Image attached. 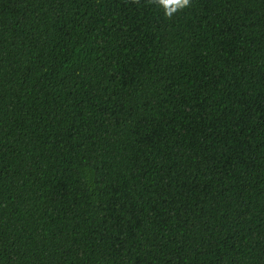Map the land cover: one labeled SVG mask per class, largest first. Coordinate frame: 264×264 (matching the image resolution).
Instances as JSON below:
<instances>
[{
	"label": "trees",
	"instance_id": "1",
	"mask_svg": "<svg viewBox=\"0 0 264 264\" xmlns=\"http://www.w3.org/2000/svg\"><path fill=\"white\" fill-rule=\"evenodd\" d=\"M0 264H264V0H0Z\"/></svg>",
	"mask_w": 264,
	"mask_h": 264
},
{
	"label": "clouds",
	"instance_id": "2",
	"mask_svg": "<svg viewBox=\"0 0 264 264\" xmlns=\"http://www.w3.org/2000/svg\"><path fill=\"white\" fill-rule=\"evenodd\" d=\"M183 2H184L185 4H187V0H183Z\"/></svg>",
	"mask_w": 264,
	"mask_h": 264
}]
</instances>
